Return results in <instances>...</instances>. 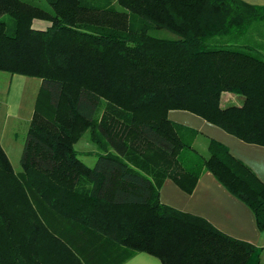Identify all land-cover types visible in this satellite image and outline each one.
<instances>
[{
	"label": "trees",
	"instance_id": "16d2710c",
	"mask_svg": "<svg viewBox=\"0 0 264 264\" xmlns=\"http://www.w3.org/2000/svg\"><path fill=\"white\" fill-rule=\"evenodd\" d=\"M0 0V70L41 79L20 170L0 142V264H262L261 247L163 202L210 170L264 230V181L228 146L172 120L194 112L264 144V4ZM41 18L44 28L33 26ZM224 92L242 96L222 105ZM88 131L93 165L76 142Z\"/></svg>",
	"mask_w": 264,
	"mask_h": 264
},
{
	"label": "crops",
	"instance_id": "0c3cea01",
	"mask_svg": "<svg viewBox=\"0 0 264 264\" xmlns=\"http://www.w3.org/2000/svg\"><path fill=\"white\" fill-rule=\"evenodd\" d=\"M244 1L252 4H264V0ZM11 74L10 82L14 78L16 79L15 81L21 80L25 86L29 85V79H23L20 76L15 77L14 74L17 73ZM24 76L28 77V75ZM40 83L41 80L34 87L35 100ZM7 95V89L2 90L0 101L6 107H0V142L9 155L12 144L11 142H4L8 140L7 135L10 133L13 135V140H19V132L12 125L13 120L15 118L22 119L26 125L25 131H27L33 111L31 115L25 114L22 118L23 113L20 107L10 110ZM168 115L172 120L194 127L200 132L194 144L201 151L206 153L208 137H212L226 144L234 156L247 163L259 178L264 181V144L245 141L204 117L186 109L173 108L169 110ZM88 145H92L91 150H96V145L93 142H89ZM79 150L81 152L80 156L82 154L86 155L81 149ZM88 154L92 157L90 165H93L96 156L94 153ZM160 199L179 209L201 215L224 232L260 246L261 263L264 264V230L259 229L253 210L246 202L234 195L222 184L210 170H205L200 175L191 192L182 189L172 178L167 177L160 187ZM121 264H162V261L154 254L139 251Z\"/></svg>",
	"mask_w": 264,
	"mask_h": 264
},
{
	"label": "rangeland",
	"instance_id": "374dc122",
	"mask_svg": "<svg viewBox=\"0 0 264 264\" xmlns=\"http://www.w3.org/2000/svg\"><path fill=\"white\" fill-rule=\"evenodd\" d=\"M37 3H41L43 5H46L45 0H33ZM49 22L45 19L41 18H35L33 20V26L35 27H45L47 26ZM257 24V23H256ZM256 24L253 25L249 32V36L253 37V39L257 42H264V28L263 29H253L256 27ZM263 55H264V49H261ZM11 73L7 71H2L0 70V94L2 90L7 89L8 95L7 98H9V107L10 110L12 109H17L20 107L22 114V118L24 117L25 114H32L33 111V105H34V100H35V91L34 87L38 85L39 81L41 80L39 77L35 76H24V75H18L14 74L15 77H22L23 79H29V85L25 86L23 82L20 80L15 81L16 79L13 78V81L10 82L9 78H11ZM10 82V83H9ZM243 101L242 96L239 94H234L231 92H224L222 96V105H230V104H240ZM0 107L5 108L6 106L4 103L0 101ZM13 120V118H12ZM12 125L15 126V128L19 132V140L15 141L13 140V135L8 134L7 138L8 140L4 141L5 143L11 142V147L9 151V158L13 164V167L15 170H20L22 168L21 166V153L23 150V144L24 140L27 134V131H25L26 125L25 122L21 119H16L13 120ZM91 142V139L89 137V132L86 131L82 137L76 142V147L81 149L83 153H86V155L82 154L81 157L85 162L88 164L92 163V157L87 153H93L95 150H91L90 148L92 145H88V143ZM197 147V146H196ZM199 148V147H198ZM86 149V150H84ZM90 149V150H89ZM200 149V148H199ZM203 152V151H202ZM204 153V152H203Z\"/></svg>",
	"mask_w": 264,
	"mask_h": 264
}]
</instances>
